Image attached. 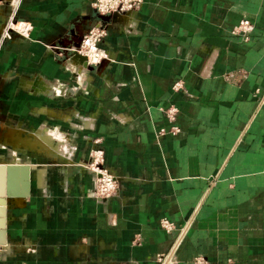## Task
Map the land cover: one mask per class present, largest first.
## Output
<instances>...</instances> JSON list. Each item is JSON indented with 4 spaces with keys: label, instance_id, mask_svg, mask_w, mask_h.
<instances>
[{
    "label": "crops",
    "instance_id": "0c3cea01",
    "mask_svg": "<svg viewBox=\"0 0 264 264\" xmlns=\"http://www.w3.org/2000/svg\"><path fill=\"white\" fill-rule=\"evenodd\" d=\"M91 2L21 0L30 36L0 50V120L62 139L54 154L35 150L58 164L13 155L35 169L31 195L7 205L0 264H159L186 223L170 264H264V0H144L132 31L108 19L111 62L66 67L51 46L99 21ZM244 16L255 23L247 40L231 32ZM171 104L174 122L162 111ZM173 123L176 134L156 133ZM91 139L117 196L92 197L81 164Z\"/></svg>",
    "mask_w": 264,
    "mask_h": 264
},
{
    "label": "built area",
    "instance_id": "2783aa9c",
    "mask_svg": "<svg viewBox=\"0 0 264 264\" xmlns=\"http://www.w3.org/2000/svg\"><path fill=\"white\" fill-rule=\"evenodd\" d=\"M21 0H0V10L3 6L8 7V14L4 25L0 30V50L5 39H10L12 36L29 37L32 30V24L27 20H22L16 17V10ZM144 3V0H92L91 7L98 15L99 21H94L92 24L77 30L76 33L69 39L68 46H54L56 52L65 56V61L72 59V62H77L81 66H98L111 62L113 58L107 49V35L110 20H104L99 15H116L112 18L118 21L120 30L130 32V15L139 10ZM132 17V16H131ZM110 19V18H109ZM255 23L250 18L244 16L231 28L233 34L239 35L242 39H249ZM65 53V54H64ZM83 59H82V58ZM66 66V65H65ZM67 67V66H66ZM174 90H183L182 84L179 81L172 85ZM260 88H256L255 93L258 94ZM162 111L168 121L174 122L178 112L177 106L171 104ZM180 131V127L172 124L169 128L160 127L157 129V134L165 133L176 134ZM81 164L92 174L94 186L92 189V197L96 200H105L109 197H114L119 194V180L116 174L110 171L105 163L104 153L99 146L97 139H91V144L88 148L87 157L81 161ZM160 225L166 231L174 228V223L168 218H161ZM188 224H184L178 230V233L172 242L168 252L157 257L159 264H170L175 257L176 250L183 240ZM195 264H208L207 260L202 255H197L193 258Z\"/></svg>",
    "mask_w": 264,
    "mask_h": 264
},
{
    "label": "water",
    "instance_id": "95a60500",
    "mask_svg": "<svg viewBox=\"0 0 264 264\" xmlns=\"http://www.w3.org/2000/svg\"><path fill=\"white\" fill-rule=\"evenodd\" d=\"M99 17L108 20L109 18L115 19L116 15H99ZM34 169V165L28 162H0V246L5 245L8 239L5 228L8 199H22L24 203L25 198L31 195ZM37 175L40 176L39 170H37Z\"/></svg>",
    "mask_w": 264,
    "mask_h": 264
},
{
    "label": "bare ground",
    "instance_id": "6f19581e",
    "mask_svg": "<svg viewBox=\"0 0 264 264\" xmlns=\"http://www.w3.org/2000/svg\"><path fill=\"white\" fill-rule=\"evenodd\" d=\"M34 83V82H33ZM36 83V82H35ZM37 84V83H36ZM10 128V127H9ZM24 129L22 128H10L6 137L8 138V142L13 144L15 148L24 147L32 150L42 151L49 154H54L55 151H61V143L62 140L58 136H53L51 134L44 135H36L35 133H23ZM62 137V136H61ZM1 159V158H0ZM19 159L15 157L11 160V162H17ZM0 162H4L0 160ZM21 162V161H20ZM17 200V199H14ZM22 200V199H19ZM10 201V199H8ZM1 213V210H0ZM1 220V217H0Z\"/></svg>",
    "mask_w": 264,
    "mask_h": 264
},
{
    "label": "rangeland",
    "instance_id": "374dc122",
    "mask_svg": "<svg viewBox=\"0 0 264 264\" xmlns=\"http://www.w3.org/2000/svg\"><path fill=\"white\" fill-rule=\"evenodd\" d=\"M15 125H17V122H9V121L6 122V121H1L0 120V158L10 159V158H13L14 157L13 155H15L16 153L17 154L20 153V154H22L23 160H30V161H37V162L39 161L40 163H45V162H47V163L50 162V163H53V164L61 163L60 160H58L56 158L54 159V158H51V157H48V156H44L43 153L37 152L35 150H31V149L24 148V147L15 148L13 146V144H10L8 142V138L6 137V135L8 133V130L10 128L15 127ZM27 125H28L27 122L22 123V127L27 129L28 131H32V130L37 129V127L33 128V127H30V126L28 127ZM44 130H46V129H44ZM24 133H27V132L25 131Z\"/></svg>",
    "mask_w": 264,
    "mask_h": 264
}]
</instances>
